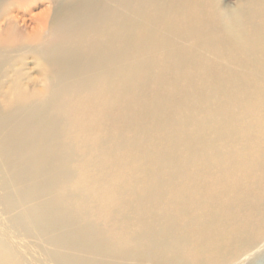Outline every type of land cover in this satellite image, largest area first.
<instances>
[{
  "label": "rangeland",
  "instance_id": "374dc122",
  "mask_svg": "<svg viewBox=\"0 0 264 264\" xmlns=\"http://www.w3.org/2000/svg\"><path fill=\"white\" fill-rule=\"evenodd\" d=\"M128 1L116 10L131 48L118 59L120 80L105 75L62 96V158L32 143L34 157L18 162L30 177L17 180L0 160V264H212L214 255L231 263L262 245L247 264H264V0ZM52 4L0 0V115L15 82L28 95L52 86L32 50L17 45L34 26L17 30L6 15L39 16ZM141 65L147 74L128 82ZM57 202L56 223L27 212ZM73 231L95 234L107 253L61 241ZM154 245L176 261L125 254Z\"/></svg>",
  "mask_w": 264,
  "mask_h": 264
},
{
  "label": "bare ground",
  "instance_id": "6f19581e",
  "mask_svg": "<svg viewBox=\"0 0 264 264\" xmlns=\"http://www.w3.org/2000/svg\"><path fill=\"white\" fill-rule=\"evenodd\" d=\"M51 1L53 3L52 4L53 7L49 6L39 16H32V15L30 16L29 15V18H27L25 16V13L22 14V11H20V10H16L14 12L10 11L9 13L7 12L8 14L6 15L7 16L6 20L8 21V23L11 24L12 26H14V28L17 30H21L22 28L23 29H29L32 26H34V28L32 29L33 34L30 37H25L26 39L23 42H21L22 44H17V45L20 48H25V49L29 48L30 50H32V54L34 55V57L38 61L37 63L39 65V72L44 77H47L50 80V82L52 83L51 88H49L47 90H45V89L37 90L33 95H28L26 93L25 94L22 93V89L20 87V84L18 82H15V84L12 86L11 92L9 93L5 103H3V106L1 107V110L3 108V112L0 115V160L4 163L5 169L7 170V172L13 176H16V180L18 177H20V178L21 177H27V178L30 177L29 176L30 174L28 172L22 171V168L18 162L19 161L24 162V161H27L30 158L34 157V151L31 149L32 143L40 142L41 145H44L46 147V149L47 148L49 149L52 156L54 155L57 160H59L60 157L62 158V156H63L62 154L64 152L56 144V142L60 138V134H61L60 131H61L62 125L64 123L63 118L61 116H59L57 113L58 108H60L62 106V96L65 94H70V93H78V92H82V93L85 92L86 93V88H91V86L95 88V86L97 84L101 83V81L105 77V75H107L111 78V82L117 83L120 80V78L122 77L121 73H120L122 62L118 59L122 55V53H129L131 51L130 47H127V46L122 47L123 39H126L123 35V32L125 30H124V27L122 25L123 22H121V20H120V17H121L120 12L121 11L120 10H119L120 12L116 11L118 9H121V7H122V10L129 7L130 2L128 0H51ZM104 1H109L110 4H112L113 8L107 9L106 6L102 5V2H104ZM147 12H149V11H147ZM103 23H108L109 28L107 29V27H106L105 30L102 29L101 25ZM135 24H137V23H135ZM263 25H264V23H263ZM233 27H234V25H233ZM239 30H241V29H239ZM159 36H160V34H159ZM157 38H158V36H157ZM128 40L132 41L134 39H128ZM139 43L140 44H146L145 41L142 42L141 40L139 41ZM148 44L149 43H147V45ZM130 45H132V44H130ZM150 45H151V43H150ZM150 45H148V46H150ZM232 45H234V44H232ZM6 46H8V45H6ZM13 46H15V45H12L10 47H13ZM150 48H151V46H150ZM4 49L5 48H3L0 51H3ZM10 49H12V48H10ZM152 49H150V50H152ZM151 54H152V52H151ZM153 56H154V54H153ZM148 57H150V54ZM92 61H93L94 65L91 64ZM147 70L148 69L146 68L145 65L144 66L143 65L134 66L132 68V70L130 71L131 74L129 76H126L125 79L128 80V82H133V80L142 79L144 73L147 74V72H146ZM226 70H229V69H226ZM52 73L56 75L55 80H54V78H51L50 74H52ZM153 74H154V72H153ZM148 78L150 79V77H148ZM5 80H7V79H5ZM150 81L151 80H149V82ZM0 91H2V90H0ZM44 134H48L50 136V138H47V137L44 138ZM53 160H54V158H53ZM257 178H259V177L257 176ZM30 182H29V184H30ZM40 183L37 182L38 185L40 184L41 189H43L42 187H45L48 185V182H46V180L41 181ZM37 184H36V186H38ZM20 185H22V184H20ZM20 185H18V186H20ZM25 185H26V183H25ZM7 186H9V185H7ZM27 187H29V186L26 185V188ZM12 189H14V187ZM22 189L24 190V188H22ZM37 189H39V188H37ZM30 190H33V189H30ZM12 191H10V192H12ZM10 192H8V193H10ZM19 192L21 195V191H19ZM27 192H28V190H27ZM32 192L30 194H32ZM38 193L42 194L40 192H38ZM16 194H18V193H16ZM31 197H32V195H31ZM17 198H18V196H17ZM25 198L27 199L28 197H25ZM36 198L37 197H35V200H36ZM44 198H47V197H44ZM49 199H47V200H49ZM38 201H40V200H38ZM42 201H45V200H42ZM30 202H31V200H30ZM27 203H28V200H27ZM59 205L60 204L57 202L55 206L52 205L53 208L52 207L49 208V206L47 208H39V207L38 208H36V207L35 208H28L27 212H29L28 214L29 215L31 214L33 217H41V218L45 219L46 222L49 221L52 224V223H56V221H57L58 213L60 212ZM11 208H12V206H11ZM6 210H7V208H6ZM25 214H26V212H25ZM199 214H200V212H199ZM13 215H14V213H13ZM20 216H21V214H20ZM211 217H213V216H211ZM43 219H41V220H43ZM204 219H206V218H204ZM20 220H21V217H20ZM45 220H43V222ZM29 221H31V220L29 219ZM196 221H194V222H196ZM36 222H37V219H36ZM64 222H65V220H64ZM201 223H203V222H201ZM47 224H49V223H47ZM66 224H68V223H66ZM205 224L206 223H204V225ZM26 225H28V224H26ZM46 226H48V225H46ZM51 227L53 228V226H51ZM198 228H197V230H198ZM220 228H221V226H220ZM28 229H32V228H28ZM194 229H193V232H194ZM210 229H211V227H210ZM7 230L9 232V229H7ZM44 230H45V228H44ZM38 232H39V230H38ZM86 232L87 231H85V232L73 231V232H71V234L64 236V238L61 239V241H64V243H65V241H67V242H70L72 244H75L83 251H86V249H87V252H88V250H91L92 252H98L99 251L100 253L101 252L107 253V249H108V245H106L107 243L106 244L103 243L98 236H95V234H91V233L89 234L88 232L87 233ZM259 234H261V233H259ZM11 237H13V236H11ZM21 237H22V235H21ZM62 237H63V235H62ZM119 237H120V235H119ZM16 239H17V237H16ZM19 239H21V238H19ZM259 239H260V237H259ZM261 239H263V238H261ZM252 240L248 241V242L252 243ZM40 241H41V239H40ZM4 244H5V242H4ZM198 244H197V246H198ZM230 245L232 246V244H230ZM251 245H249V246H251ZM245 247H243V248H245ZM262 248H263V245L255 248V249H252V251L250 249H248L247 251L249 252V250H250L251 253H249V254L244 253V255L242 254L243 255L242 257L238 256V258L234 259V261H231V263H228V262L227 263H221L220 261L222 259L220 260V257L219 256L217 257L215 255H214L215 259L214 260L212 259V261L213 262L215 261V263H218V264H247L249 262V260H251L253 257H255V256L257 257V254L262 250ZM1 249H2V247H1ZM190 249H191V247L189 248V250ZM134 251L135 252H133V253H130L131 251H126V252L124 251V252H125L127 257L130 256L132 258H136V257L141 256V257H146L148 259H153V260H155V262L157 261L159 263L163 262V260H166V259L175 260V258H177V255L175 253L169 252V251H167V249L166 250L159 249L157 247V245L152 246L151 249H149V250L147 249V250H143V251H137V250H134ZM237 251L238 250L233 252V254L235 255ZM137 255H140V256H137ZM179 258L181 259V257H179ZM230 259H232V258H230ZM2 261H4V260H2ZM213 262H212V264H213ZM60 264H62V263H60ZM210 264H211V262H210Z\"/></svg>",
  "mask_w": 264,
  "mask_h": 264
}]
</instances>
